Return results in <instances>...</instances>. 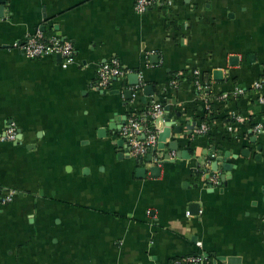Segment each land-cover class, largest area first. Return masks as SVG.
Here are the masks:
<instances>
[{
	"label": "crops",
	"instance_id": "0c3cea01",
	"mask_svg": "<svg viewBox=\"0 0 264 264\" xmlns=\"http://www.w3.org/2000/svg\"><path fill=\"white\" fill-rule=\"evenodd\" d=\"M37 31L71 42L74 64L13 48ZM113 59L130 74L100 88ZM263 77L264 0H159L145 14L135 0H7L0 137L14 123L18 139L0 143V188L15 192L0 208V264H264ZM155 101L159 135L172 130L160 166L119 135Z\"/></svg>",
	"mask_w": 264,
	"mask_h": 264
},
{
	"label": "built area",
	"instance_id": "2783aa9c",
	"mask_svg": "<svg viewBox=\"0 0 264 264\" xmlns=\"http://www.w3.org/2000/svg\"><path fill=\"white\" fill-rule=\"evenodd\" d=\"M159 0H135V10L139 14H145L150 8L156 6ZM13 48L22 51L25 56L32 60L42 59L45 57L57 56L61 58V64L64 69H67L75 62V49L71 42L64 41L55 35L46 36L44 32L37 31L34 35L29 36L23 42H18L13 45ZM130 73L125 71L117 59H113L109 62L102 64L97 72L98 86L100 88H108L113 81L121 80ZM172 85L177 86L178 81H173ZM207 88L206 85H198V89L204 91ZM259 94L264 93V77L262 80L255 82L253 86ZM245 91L243 89H236L234 97L243 95ZM259 101L264 104V96H260ZM164 104L155 101L148 109L141 113L131 114L126 123L123 125L119 132L120 137L126 142L129 149V155L132 158L145 159L159 143V132L157 131L155 124L156 120L163 116ZM236 123H241L242 119L239 116L233 118ZM233 129V127H230ZM256 132H264V124H257L255 127ZM207 132V127L202 126L196 130V133L203 134ZM18 139V132L16 125L10 123L4 135L0 137V143L14 142ZM159 152V151H158ZM154 156V162L159 166L162 164L163 156ZM209 181L214 186L219 183V176L217 174H208ZM207 177V170L205 175ZM15 196L14 191H1L0 190V208L13 201ZM206 264L207 256L200 254L194 257H188L185 260H181L179 264Z\"/></svg>",
	"mask_w": 264,
	"mask_h": 264
},
{
	"label": "water",
	"instance_id": "95a60500",
	"mask_svg": "<svg viewBox=\"0 0 264 264\" xmlns=\"http://www.w3.org/2000/svg\"><path fill=\"white\" fill-rule=\"evenodd\" d=\"M6 3H7V0H0V12H1V11H4ZM58 58H60V57H58ZM235 59H236V58H234L233 60L236 61ZM233 60H232V61H233ZM215 79H216V80H221V72L217 71V72L215 73ZM129 80H130V84L133 85V86H136V85L139 84V76H138L137 74H134V75L129 76ZM132 94H133V93H132L131 91L126 92L127 98H131V97H132ZM145 94H146V96L153 95V94H154V89H153V87H152V86H147V87H145ZM167 121L170 122L169 120H167ZM110 129H112L111 126H110ZM171 131H172V130H171V125H170V126H168L167 129H165V130L159 135V143H158L157 148H155V149H154V150H153V151L147 156V159H148V162H149V163H153L155 153H157L158 151L165 150V148H166V146H167V145H166L167 140H168V139L170 138V136H171ZM175 132H179V129H176ZM105 133H106V130H101V132H99L100 137H103L102 135H104ZM168 145H169V147H170L171 149H177V143H176V142H171V143H169ZM221 161H223V160H222L221 158H219L217 162H221ZM162 163H165V161L162 162ZM224 168H225L227 171L229 170V168H228L227 166H224ZM218 170H219V165L215 164V166H214V171H218ZM152 172H157V173H159V172H160V168L157 167V166H156V167H153V168H152ZM222 180H226V176H224V177L222 178ZM193 207H198V205H197V204H192V205H191V208H193ZM224 260H225V258H217V261H224Z\"/></svg>",
	"mask_w": 264,
	"mask_h": 264
},
{
	"label": "trees",
	"instance_id": "16d2710c",
	"mask_svg": "<svg viewBox=\"0 0 264 264\" xmlns=\"http://www.w3.org/2000/svg\"><path fill=\"white\" fill-rule=\"evenodd\" d=\"M141 113V112H140ZM198 176H199V174H198ZM0 190L2 191V189L0 188Z\"/></svg>",
	"mask_w": 264,
	"mask_h": 264
}]
</instances>
